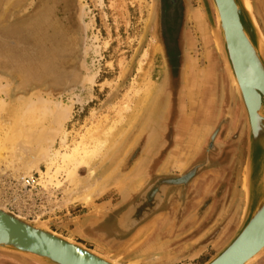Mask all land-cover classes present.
<instances>
[{
    "label": "rangeland",
    "instance_id": "rangeland-1",
    "mask_svg": "<svg viewBox=\"0 0 264 264\" xmlns=\"http://www.w3.org/2000/svg\"><path fill=\"white\" fill-rule=\"evenodd\" d=\"M170 1L0 0L3 117L40 118L49 102L72 106L66 137L54 145L57 157L30 174L12 167L13 150L27 143L11 144L12 130L0 125V204L50 220L57 233L121 264H203L233 237L247 204L249 138L240 98L235 92L231 110L211 26L204 14L212 38L206 44L192 16L204 12L201 0H187L192 44L181 39V13L169 25ZM252 2L264 34V0ZM206 50H216L224 71L202 98L189 91L193 74L209 65ZM33 105L43 109L27 113ZM208 105L205 118L200 108ZM44 122L36 121L39 133L48 130ZM88 178L97 182V196L70 199V182ZM154 188L157 197L142 198ZM130 207L135 212L123 225L119 218ZM0 264L41 263L0 251ZM252 264H264V254Z\"/></svg>",
    "mask_w": 264,
    "mask_h": 264
},
{
    "label": "water",
    "instance_id": "water-1",
    "mask_svg": "<svg viewBox=\"0 0 264 264\" xmlns=\"http://www.w3.org/2000/svg\"><path fill=\"white\" fill-rule=\"evenodd\" d=\"M201 5L230 82V109L237 91L249 138L248 197L243 219L233 237L203 264H252L264 254V124L258 128L261 107L264 118V34L245 0H201ZM234 75L242 95L236 88ZM132 159L133 155L129 161ZM153 190L144 192L142 198L147 200ZM134 212V207H130L119 222L124 225ZM97 222L98 219L93 224ZM53 225L50 220L28 219L0 205V251L41 264H121L57 233L51 228Z\"/></svg>",
    "mask_w": 264,
    "mask_h": 264
},
{
    "label": "bare ground",
    "instance_id": "bare-ground-1",
    "mask_svg": "<svg viewBox=\"0 0 264 264\" xmlns=\"http://www.w3.org/2000/svg\"><path fill=\"white\" fill-rule=\"evenodd\" d=\"M245 2H246V6L248 7L249 11L253 14L255 19L257 20V16H256V12H255L252 0H245ZM204 14L205 13L203 11H200V12H197V13H192V16H194L195 19H197L199 27H201L203 29V31H205L204 32L205 39L207 40V42H209L210 41L209 38L211 37L210 36L211 33L208 32V30H207V28L205 26L206 22H205V18H204L205 15ZM220 25H221V20H220ZM220 25H219L218 28H219V31L222 32V28H221L222 26H220ZM186 34H188V33H186ZM219 36H220V34L218 35V31H217L216 37H219ZM13 41H15V40H13ZM210 58H211V56H210ZM216 68H217V63L210 60L209 65L206 67V70L204 72L201 71L199 73H194L193 74V80H192V82H193L192 83V89L189 91V94L192 95V94L196 93V91H198L200 97L206 98L208 96V94L213 91L212 80H213V78L216 77ZM234 82H235V85H236V88H237L238 92L241 93V95H242L241 86L239 85L238 80H237L235 75H234ZM152 88H153L152 86H150L148 88L147 97L152 93ZM225 90H226V88H225ZM236 93H237V91H236ZM233 100H234V97H233ZM31 104H33V103H31ZM4 107L5 106H3V104L0 101V125L7 132L8 131L11 132V130H12V135L9 137L11 139L10 141L12 142L11 144L15 145L16 143L17 144L20 143V142L17 141V140H20V139L23 140V142L27 143V145L25 146L26 149H27V150L25 149L27 154L24 152L25 151L24 149H21V147H20L21 150H18L19 148H15V150H13V153L11 154L12 156H14V154H16L15 152H18V154H16L15 160H12V161H16V158H17L18 162H17L16 165H13L12 167L19 174V176H22L24 174H30V172H32L33 170H36V169L40 170L39 169L40 164L42 162H44V161H53L54 158L57 157L56 156L57 153L54 150V145H55L56 140L62 134H63L64 137H66V131L67 130L65 131V124L68 122V120L70 119V116L72 114V106L63 105L62 103H58V102H52V103L49 102V104L47 106H45L44 109L42 108L43 110L41 109L43 111V114H41L40 118H37L35 116L36 118L32 117V118L29 119V118H27L28 117L27 116L26 118L19 117L16 120H14L12 117L11 118L10 117H7V118L3 117L2 112L5 109ZM29 107L30 108H28V110H27L28 112L27 113H30V114L38 113V111H39L38 107H36L34 105L33 106H29ZM200 109H201L202 116L205 114V118H206L207 112L209 110V105L206 106V107H202ZM258 114L260 115V117L258 118V128L260 129L262 127V125L264 124V118L262 117V107L260 108ZM36 119L39 120L42 123L44 121L46 122V120H48L49 123H50L49 127H48V130L43 132V133H39L38 126H37V123H36V121H37ZM182 120H183L182 122L179 121V122H181L180 126H183V124L187 123L186 121H184V119H182ZM185 120H187V119H185ZM28 126H31V127L33 126V127L30 129V128H28ZM183 127H185V126H183ZM64 137L62 139H64ZM117 140H113L112 142L109 143V146L107 145L109 150H112L115 147V144H116ZM19 145H18V147H19ZM23 146H24V143H23ZM25 147H23V148H25ZM28 151H29V153H28ZM75 152H77V150L73 151L72 154L65 155L64 157L69 159V157L74 155ZM133 156H135L134 152H133ZM6 158H8V156ZM8 159H10V158H8ZM2 160H4V158ZM4 170L0 169V180L2 178H4V176L6 174V172ZM247 171H248V169H246L245 174H244V186L245 187H246V184H247ZM140 184H141V182H140ZM68 187L69 188L67 189L66 192H67V195H68V197L70 199L75 200V201L76 200L77 201H82V202H85V203H90L97 196V194L101 191L99 186L97 185V182H92L91 183L89 178L87 180L84 179L83 181H78L77 179H74L72 182H70V185ZM158 195H159V188H156V189L153 190L151 196H156L157 197ZM16 214H18V213H16ZM112 263H114V262H112ZM89 264H91V263H89Z\"/></svg>",
    "mask_w": 264,
    "mask_h": 264
},
{
    "label": "flooded vegetation",
    "instance_id": "flooded-vegetation-1",
    "mask_svg": "<svg viewBox=\"0 0 264 264\" xmlns=\"http://www.w3.org/2000/svg\"><path fill=\"white\" fill-rule=\"evenodd\" d=\"M188 5H189V3H188V1L187 0H180V2H178V0H171L170 1V3H169V6H170V8H172L171 9V12L169 11H166L165 9H163V12L165 13V15L167 16V12L169 13V15L166 17L167 18V20H168V22H169V25L171 26L172 24V22L175 20V15H174V13L175 12H179V14L181 13V18H180V28H181V34H180V36H181V39H183V41L185 42V43H189V42H191V40H189V38H190V36H189V34H186L187 33V9H188ZM177 12V13H178ZM170 13H171V15H170ZM210 39V41H211V37L209 38ZM204 40H206V39H204ZM208 42L206 41V44H207ZM170 48L169 47H167V53H168V55L170 54V50H169ZM210 53V52H209ZM212 53L215 55V57H217V59H218V53L215 51H212ZM211 58H209V60H210ZM218 62H219V65H220V59H218ZM208 64H209V62H208ZM222 71V70H221ZM221 73V72H220ZM216 78V77H215ZM214 78V79H215ZM215 81V80H214ZM229 102H231V97H230V95H229ZM235 102H236V98L234 97V105H235ZM230 105V104H229ZM210 108H211V106H210ZM212 109V108H211ZM184 178V177H183ZM103 238V237H102ZM106 239H110V238H106ZM118 239V238H117Z\"/></svg>",
    "mask_w": 264,
    "mask_h": 264
},
{
    "label": "crops",
    "instance_id": "crops-1",
    "mask_svg": "<svg viewBox=\"0 0 264 264\" xmlns=\"http://www.w3.org/2000/svg\"><path fill=\"white\" fill-rule=\"evenodd\" d=\"M204 42L206 43V40H204ZM209 43V42H208ZM207 46V45H206ZM207 51V50H206ZM216 50H214V52H215ZM208 52V57L210 58V56H211V61H214V62H216L217 63V68H216V89L218 88V84H220V78H219V74H221L220 72H221V70L222 71H224V68H223V66H221V63H220V65H219V62H218V59L215 57V55L213 54V53H211V51H207ZM210 52V53H209ZM209 54H210V56H209ZM210 60H209V62H210ZM216 60V61H215ZM224 65V64H223ZM219 66V67H218ZM207 67V65L204 67V68H206ZM203 68V69H204ZM222 81V80H221Z\"/></svg>",
    "mask_w": 264,
    "mask_h": 264
},
{
    "label": "built area",
    "instance_id": "built-area-1",
    "mask_svg": "<svg viewBox=\"0 0 264 264\" xmlns=\"http://www.w3.org/2000/svg\"><path fill=\"white\" fill-rule=\"evenodd\" d=\"M35 177L34 176H32L31 178L29 177V178H27V180H26V184L28 185V186H32V185H35Z\"/></svg>",
    "mask_w": 264,
    "mask_h": 264
}]
</instances>
